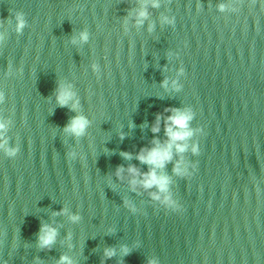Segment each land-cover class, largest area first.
<instances>
[{
    "label": "water",
    "instance_id": "obj_1",
    "mask_svg": "<svg viewBox=\"0 0 264 264\" xmlns=\"http://www.w3.org/2000/svg\"><path fill=\"white\" fill-rule=\"evenodd\" d=\"M166 109L192 135L159 192L137 155ZM0 123V264H264V0H0Z\"/></svg>",
    "mask_w": 264,
    "mask_h": 264
},
{
    "label": "clouds",
    "instance_id": "obj_2",
    "mask_svg": "<svg viewBox=\"0 0 264 264\" xmlns=\"http://www.w3.org/2000/svg\"><path fill=\"white\" fill-rule=\"evenodd\" d=\"M223 7V6H221ZM146 11L143 8L138 12V17L145 18ZM16 20V31L20 32L25 27V20L22 13L17 12L15 14ZM141 22L140 20L137 21ZM81 40H87V33L82 32L80 34ZM72 93L64 87H60L57 94V103L61 107L67 106L69 99L71 98ZM166 111H171L172 115L166 118L165 122V136L167 139L160 143L159 141L154 140L155 146L150 150L145 151L141 149L140 153L137 155V159L142 163L150 165L149 172L143 174V179L139 181L142 183L144 188L156 187L159 192H167L169 178L166 175H159L157 169H162L168 162L172 161L173 158V149L176 153H183L188 148V145L185 141L191 137L192 130L189 128V122L192 120L193 114L190 109L180 110V109H166ZM160 116L159 114L156 117V122L151 128L153 133H157L160 130L159 127ZM88 125V120L83 116H75L71 118L70 122L65 126V131L74 134L75 136L83 135L86 127ZM5 128V124L0 123V130ZM0 147H4L3 144H0ZM192 152L196 154L198 149L196 145L192 146ZM6 152L9 156H14L16 149H6ZM74 153H69L68 156H74ZM122 155L127 159L130 158V154L122 153ZM181 161H177L174 165L173 171L178 175H187L191 176L192 173L188 172L186 168L181 167ZM195 169V165H193ZM123 171L122 168H118L116 175L119 176L120 172ZM128 172L133 176L131 183L135 185L138 181L135 177L138 175L137 169L134 167H129ZM153 199L159 200L160 197L156 194H152ZM165 205L170 208L172 211H177L179 205L176 204L170 197L165 196L164 201ZM73 221L77 220V216H72ZM56 230L47 225H41L40 232L38 234V242L41 248H47L55 242ZM124 254H127V248L122 249ZM114 255L112 249L105 250V256L111 257ZM57 264H72L71 259L68 256H60ZM148 264H156L155 260H149Z\"/></svg>",
    "mask_w": 264,
    "mask_h": 264
}]
</instances>
